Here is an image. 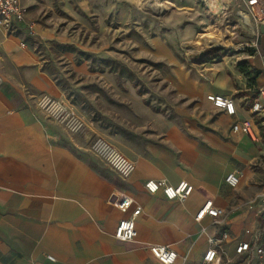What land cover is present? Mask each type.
<instances>
[{"label":"crops","instance_id":"0c3cea01","mask_svg":"<svg viewBox=\"0 0 264 264\" xmlns=\"http://www.w3.org/2000/svg\"><path fill=\"white\" fill-rule=\"evenodd\" d=\"M103 2L20 0L26 14L11 29L0 28V264H160L150 245L169 246L176 264H202L207 240L222 231L228 239L214 264H259L247 263L235 248L257 230L264 245V212L250 205L264 190V112H250L264 86V25L256 36L250 32L247 52L236 61L245 73L227 63L202 67L205 81L192 91L200 126L197 118L183 120V128H169L159 143L120 152L134 165L124 179L90 151L89 130L71 134L36 106L41 95L56 92L35 43L50 34L58 8L75 13ZM217 95L233 100L234 115L213 107ZM245 123L248 133L232 130ZM230 173L240 175L235 188L225 184ZM150 180L184 181L193 191L182 202L167 201L146 192ZM122 196L132 201L125 212L113 204ZM206 201L224 210L220 225L208 216L195 222ZM135 208L134 241L115 240L117 224Z\"/></svg>","mask_w":264,"mask_h":264},{"label":"rangeland","instance_id":"374dc122","mask_svg":"<svg viewBox=\"0 0 264 264\" xmlns=\"http://www.w3.org/2000/svg\"><path fill=\"white\" fill-rule=\"evenodd\" d=\"M185 1L57 9L50 34L34 50L55 89L52 98L84 120L93 140L121 153L143 151L169 128H183V120L197 118L200 126L192 91L205 81L204 64L240 69L236 61L252 33L242 22L241 1ZM211 36L219 43L214 49L203 44Z\"/></svg>","mask_w":264,"mask_h":264},{"label":"built area","instance_id":"2783aa9c","mask_svg":"<svg viewBox=\"0 0 264 264\" xmlns=\"http://www.w3.org/2000/svg\"><path fill=\"white\" fill-rule=\"evenodd\" d=\"M230 3L231 0H225ZM243 5L241 19L250 27L253 35L258 34V27L264 25V0H240ZM26 14V9L20 5V0H0V28L9 30L15 22H18ZM29 33L32 34V26H28ZM24 46V45H22ZM213 107L223 111L226 115L232 116L235 113L234 103L230 97L217 95L212 99ZM39 110L43 111L49 118L64 127L71 134H81L85 131L84 120L69 110L64 104L48 95H41L36 102ZM250 112L253 115L264 112V86L258 89L257 96L252 100ZM234 132L240 130L243 133L249 132L247 123L234 125ZM90 151L101 159L113 172L121 178L126 179L134 171V165L121 155L113 146L102 138H95L90 145ZM240 175L238 173H230L225 177V184L231 188L239 185ZM144 189L149 194L160 192L167 201H184L193 191V187L187 182H180L176 186L167 185L164 181H146ZM115 208L119 211H127L132 201L126 196L119 197L113 201ZM258 205L259 212H264V190L250 205ZM140 209L135 208L129 218L122 219L117 224L113 237L119 242H132L136 236L135 218L139 215ZM224 210L214 207L211 201H206L195 215V222H200L205 216L213 220V225L221 224V217ZM203 233L204 230H201ZM228 239L226 232L222 231L217 238H209L208 249L205 251L202 264H214L215 259L221 254V246ZM151 255L160 264H176L177 254L169 247L164 245H150L148 247ZM236 255H246L247 263L252 260L259 264H264V245L262 243V233L257 230L252 239L248 242H241L235 248ZM49 261H53L52 257H48Z\"/></svg>","mask_w":264,"mask_h":264},{"label":"bare ground","instance_id":"6f19581e","mask_svg":"<svg viewBox=\"0 0 264 264\" xmlns=\"http://www.w3.org/2000/svg\"><path fill=\"white\" fill-rule=\"evenodd\" d=\"M247 20L246 19H244V24H246L245 22H246ZM207 40H205L204 42H203V44L207 47V48H210V49H214V48H216V47H218L219 46V43H218V41H216L215 40V38H213V36H211V37H209V38H206ZM199 54V53H198Z\"/></svg>","mask_w":264,"mask_h":264},{"label":"trees","instance_id":"16d2710c","mask_svg":"<svg viewBox=\"0 0 264 264\" xmlns=\"http://www.w3.org/2000/svg\"><path fill=\"white\" fill-rule=\"evenodd\" d=\"M240 70H241L242 73H245V70L244 69L240 68ZM253 79H254V77H252V79H250V81H249L250 84H253V82H254Z\"/></svg>","mask_w":264,"mask_h":264}]
</instances>
